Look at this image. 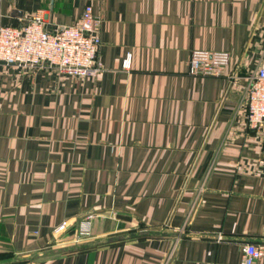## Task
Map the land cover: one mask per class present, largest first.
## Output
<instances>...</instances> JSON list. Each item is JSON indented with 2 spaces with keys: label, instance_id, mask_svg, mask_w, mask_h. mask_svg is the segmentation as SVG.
Instances as JSON below:
<instances>
[{
  "label": "crops",
  "instance_id": "crops-1",
  "mask_svg": "<svg viewBox=\"0 0 264 264\" xmlns=\"http://www.w3.org/2000/svg\"><path fill=\"white\" fill-rule=\"evenodd\" d=\"M88 4L97 77L0 63V264H241L243 244L264 247L245 108L264 0H0V26L43 10L54 31ZM195 49L229 52L226 74L192 76Z\"/></svg>",
  "mask_w": 264,
  "mask_h": 264
},
{
  "label": "built area",
  "instance_id": "built-area-1",
  "mask_svg": "<svg viewBox=\"0 0 264 264\" xmlns=\"http://www.w3.org/2000/svg\"><path fill=\"white\" fill-rule=\"evenodd\" d=\"M103 20L93 5L85 6L80 20L64 24L50 31L43 10L33 12L21 25L0 26V63L35 71L53 69L76 78L97 77L104 71L99 61L102 44ZM227 51L195 49L189 62V73L194 77H221L230 66ZM124 67L131 66V54ZM236 78V74H230ZM245 108L248 126L255 130L264 143V64L248 76L245 90ZM95 214H89L78 228V238L91 235ZM68 226L64 222L55 229L61 232ZM264 256V247L255 243L242 246L241 264H255Z\"/></svg>",
  "mask_w": 264,
  "mask_h": 264
}]
</instances>
